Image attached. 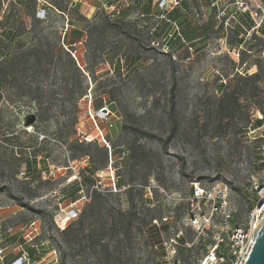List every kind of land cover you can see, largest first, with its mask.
<instances>
[{
  "label": "rangeland",
  "instance_id": "rangeland-1",
  "mask_svg": "<svg viewBox=\"0 0 264 264\" xmlns=\"http://www.w3.org/2000/svg\"><path fill=\"white\" fill-rule=\"evenodd\" d=\"M71 2L10 5L0 29L7 258L33 249L26 264H164L154 242L192 239L184 218L195 183L225 186L243 225L264 179V0H182L181 13L165 18L151 2L149 14L130 18ZM221 11L228 22L215 19ZM95 183L100 206L80 201L78 217L60 224L49 194L67 205L80 184L89 195ZM178 258L197 259L192 249Z\"/></svg>",
  "mask_w": 264,
  "mask_h": 264
},
{
  "label": "built area",
  "instance_id": "built-area-1",
  "mask_svg": "<svg viewBox=\"0 0 264 264\" xmlns=\"http://www.w3.org/2000/svg\"><path fill=\"white\" fill-rule=\"evenodd\" d=\"M150 1L152 5H157L162 12L160 18H165L180 4V0ZM37 2L42 5H49L48 0H37ZM72 3L73 5L79 3L84 7H90L89 2L86 0H72ZM211 5L217 7V2H212ZM98 10L99 8H95L94 11ZM106 10L107 16L110 18L114 17V13L119 14L115 7L108 6ZM63 16L66 20L63 32H66L68 29V15L63 14ZM140 16L144 15L140 13ZM225 16L223 11L217 12L215 19L228 22L229 18ZM231 18L234 17L231 16ZM165 20L173 26V33L183 41L178 26L169 19ZM105 111L107 112L105 116H107L109 111ZM101 140L105 144L102 136ZM109 160H111V150H109ZM111 186L115 192L124 189L121 186L118 187L116 181L112 182ZM93 187L98 190L96 183ZM253 193L254 203L246 215L244 224L240 225L235 220V213L231 208L228 190L225 186L218 184L206 188L199 183L193 184L185 200L184 218V227L191 232L192 239L188 242L178 235L161 239L160 247L164 255V264H185L178 258L179 252H186L191 249L194 250L197 258L195 264H244L252 247L253 232L264 219V179L256 182L253 186ZM77 194L78 199L69 202L67 205L63 204L64 195L58 191L49 194L48 199L52 204V213L55 211L54 213L62 214L60 224L65 225V223L75 220L79 213L76 204L80 201L86 202L91 196V192L87 195L82 186L79 187ZM54 222L60 227L55 217ZM29 228L36 230L34 221L29 223ZM10 231L11 229L8 228L5 232L10 234ZM1 241L4 242V239H1ZM4 257V249L0 247V261H3ZM28 261L27 254L24 253L9 264H26Z\"/></svg>",
  "mask_w": 264,
  "mask_h": 264
},
{
  "label": "trees",
  "instance_id": "trees-1",
  "mask_svg": "<svg viewBox=\"0 0 264 264\" xmlns=\"http://www.w3.org/2000/svg\"><path fill=\"white\" fill-rule=\"evenodd\" d=\"M25 1H27V0H8L7 2H6V7H5V9H3L2 10V6H3V4H4V0H0V29L2 30V31H4V30H7V28H8V21H9V16H8V13H7V8L11 5V6H21ZM29 1H31L32 2V4H36V1L35 0H29ZM57 10H59V11H62V9L61 8H57ZM2 12V13H1ZM242 20H243V22L245 23V25H246V27H245V30L246 31H248V30H250L251 29V27H252V22L250 21V17H248V15H246V17L245 18H242ZM108 24H109V22H108ZM13 26H14V24H12ZM238 25L240 26V27H242V24H240V23H238ZM71 33H73V32H71ZM81 33V31H77V32H74L73 34H75V35H78V34H80ZM240 43V42H239ZM118 65V64H117ZM228 96V93H224L223 94V98H222V101H221V104L223 103V101H224V98L225 97H227ZM31 119H32V116L30 115V116H27V121L29 122V121H31ZM255 123H256V126L257 127H259L261 124H262V121H261V119L260 120H256L255 121ZM106 153V152H105ZM111 155H112V152H111ZM105 159H106V154H105ZM262 167H264V164H263V166ZM92 171V170H91ZM93 172V171H92ZM80 186H82V184H80L79 185V187ZM117 186L119 187L120 186V184L118 183V181H117ZM99 197H101V193L99 192V190H94L92 193H91V196H90V198H91V201H93V202H96L97 201V199L99 198ZM98 203H99V201H97V206L96 207H99L100 205H98ZM100 204V203H99ZM67 229V228H66ZM66 229H64L63 231H64V233H65V231H66ZM153 231H154V238L156 239V238H158V231H159V229H156L155 227H153ZM72 233V231L70 232V233H68L69 235ZM12 240H14V238H12ZM160 242H161V240H157L156 242H154V243H157V245L158 246H160ZM42 251L43 252H46V250H45V247L44 246H42ZM26 254H27V257H28V259L30 260V259H32L33 257H35V251L33 250V249H30L29 251H27L26 252ZM20 256V255H19ZM18 256V257H19ZM17 258V257H16ZM15 258V259H16ZM4 259H5V257H4ZM3 259V260H4ZM9 264V263H8Z\"/></svg>",
  "mask_w": 264,
  "mask_h": 264
},
{
  "label": "crops",
  "instance_id": "crops-1",
  "mask_svg": "<svg viewBox=\"0 0 264 264\" xmlns=\"http://www.w3.org/2000/svg\"><path fill=\"white\" fill-rule=\"evenodd\" d=\"M89 2L91 10L98 8V7H105V9L108 6L115 7L117 11H119V14L125 15L128 18L132 17L133 15H136L137 10H141L145 12L146 14H149V3L150 0H86ZM182 0H180V4L178 7H176L173 11H171L169 14H175V13H181L179 11V8L181 7ZM73 5V3L71 4ZM76 3L74 4V6ZM84 7V6H83ZM207 7V6H206ZM204 35L199 36L198 39H201ZM5 239V238H4ZM6 241V239H5ZM5 253V252H4ZM7 254L5 253L6 259L3 261H0V264H8L12 262L16 257L19 256L15 255L11 257L10 259L7 258Z\"/></svg>",
  "mask_w": 264,
  "mask_h": 264
},
{
  "label": "water",
  "instance_id": "water-1",
  "mask_svg": "<svg viewBox=\"0 0 264 264\" xmlns=\"http://www.w3.org/2000/svg\"><path fill=\"white\" fill-rule=\"evenodd\" d=\"M244 264H264V219L253 232L252 247Z\"/></svg>",
  "mask_w": 264,
  "mask_h": 264
}]
</instances>
